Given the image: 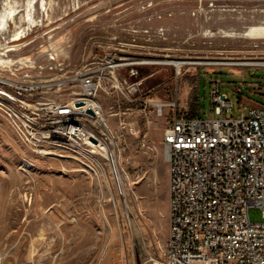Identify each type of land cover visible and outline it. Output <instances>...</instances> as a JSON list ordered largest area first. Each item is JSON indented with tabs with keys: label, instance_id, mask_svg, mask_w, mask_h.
Listing matches in <instances>:
<instances>
[{
	"label": "rangeland",
	"instance_id": "374dc122",
	"mask_svg": "<svg viewBox=\"0 0 264 264\" xmlns=\"http://www.w3.org/2000/svg\"><path fill=\"white\" fill-rule=\"evenodd\" d=\"M9 6L18 12L0 25H8L0 49L19 47L6 52L5 68L58 76L109 51L134 61L118 72L137 89L133 102L98 94L111 157L85 144L35 145L0 110V264H163L169 169L162 137L174 108L160 112L156 102L178 100L190 112L198 99L196 115L212 116L217 78L234 102L226 116L263 105L264 64L225 61H264V0H0V21ZM172 59L194 62L178 73L162 62ZM60 88L68 97L78 86ZM248 213L263 218L257 205Z\"/></svg>",
	"mask_w": 264,
	"mask_h": 264
},
{
	"label": "built area",
	"instance_id": "2783aa9c",
	"mask_svg": "<svg viewBox=\"0 0 264 264\" xmlns=\"http://www.w3.org/2000/svg\"><path fill=\"white\" fill-rule=\"evenodd\" d=\"M9 48L0 49V76L19 90L35 93V100L17 97L27 105L26 140L35 145L64 139L95 151L94 145L105 141L108 133L100 91L135 101L129 95L136 93V82L122 80L118 72L121 65L134 61H121L117 53L105 51L75 72L46 77L5 68ZM69 84L78 89L63 97L60 86ZM211 96L209 117L191 115L178 100L156 102L160 112L166 105L174 108L162 137L169 169V234L163 264H264V104L249 106L239 117L226 116L234 102L217 78L211 80ZM56 114L82 116L88 130L60 125ZM252 205L262 209L261 220L250 219Z\"/></svg>",
	"mask_w": 264,
	"mask_h": 264
},
{
	"label": "bare ground",
	"instance_id": "6f19581e",
	"mask_svg": "<svg viewBox=\"0 0 264 264\" xmlns=\"http://www.w3.org/2000/svg\"><path fill=\"white\" fill-rule=\"evenodd\" d=\"M7 5H8V3H7ZM10 6H11V4H10ZM10 6L5 7L1 11L2 17H1L0 25L7 24V21L10 18H14L15 14L18 12L17 9L10 8ZM7 26H0V29H5ZM21 38H22L21 32H17L14 39L15 40H21ZM9 46H10V48H9L10 51L16 50L19 47V45L18 46L17 45H9ZM149 62H159V61L149 60ZM162 62L174 64L177 68V72L180 73L182 66L184 64L194 62V60L189 61V60H180V59H174L173 60L172 59V60H165ZM195 62L196 63H217V62H212V61H201V60H198ZM225 63H230V64H233V63H236V64L259 63L260 64L261 63V64H264V61L263 60L262 61H232V62H230V61L226 62L225 61ZM5 90L8 92H6ZM17 97L22 98V100H35V93H33V91H30V90H19L17 88V86H13L11 81L6 80L4 76H0V110L6 116V118L9 120V122L15 127L14 129L17 128V130L22 135V137H25V139H28V138H30V128H29V123L26 122V121H28V114H26L27 113V105L18 103ZM55 122L60 123V125H71V127H74L76 129L88 130V122L85 121L82 116H78V115L56 114L55 115ZM103 127H104V130H106V126L104 124H103ZM60 141L67 142L64 139L51 140V142H60ZM42 142H44V141H42ZM67 143L83 145V143H77V142H67ZM94 147H95L94 150L102 153L106 157H111V150H110V147H109L107 142L101 140L99 142V144L96 143V145H94ZM49 194H51V195L54 194L53 196H56L54 191L49 192Z\"/></svg>",
	"mask_w": 264,
	"mask_h": 264
},
{
	"label": "crops",
	"instance_id": "0c3cea01",
	"mask_svg": "<svg viewBox=\"0 0 264 264\" xmlns=\"http://www.w3.org/2000/svg\"><path fill=\"white\" fill-rule=\"evenodd\" d=\"M179 107H180V108L184 107V108L189 109V108L187 107V105H185V104H183V106H180V105H179ZM193 109L199 110V108H198V99H197V107H196V108H192L191 110H193Z\"/></svg>",
	"mask_w": 264,
	"mask_h": 264
},
{
	"label": "trees",
	"instance_id": "16d2710c",
	"mask_svg": "<svg viewBox=\"0 0 264 264\" xmlns=\"http://www.w3.org/2000/svg\"><path fill=\"white\" fill-rule=\"evenodd\" d=\"M197 113H198V110H196V109H193V110L190 111L191 115H196Z\"/></svg>",
	"mask_w": 264,
	"mask_h": 264
},
{
	"label": "water",
	"instance_id": "95a60500",
	"mask_svg": "<svg viewBox=\"0 0 264 264\" xmlns=\"http://www.w3.org/2000/svg\"><path fill=\"white\" fill-rule=\"evenodd\" d=\"M88 111H89L90 113H93V111H92V109H91V108H89V109H88Z\"/></svg>",
	"mask_w": 264,
	"mask_h": 264
}]
</instances>
